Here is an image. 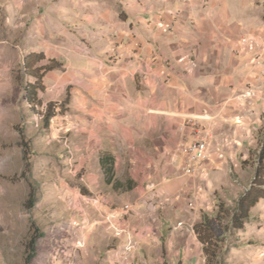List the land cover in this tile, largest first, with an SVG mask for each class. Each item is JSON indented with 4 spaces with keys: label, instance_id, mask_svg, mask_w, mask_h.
Returning a JSON list of instances; mask_svg holds the SVG:
<instances>
[{
    "label": "rangeland",
    "instance_id": "1",
    "mask_svg": "<svg viewBox=\"0 0 264 264\" xmlns=\"http://www.w3.org/2000/svg\"><path fill=\"white\" fill-rule=\"evenodd\" d=\"M6 2L14 5L16 1L0 0V38L11 49L9 59L12 61L13 56V64L8 71L15 82L10 81L13 89L4 101L11 120L0 133V264H264V209L254 208L243 230H235L231 218L222 215L223 228L214 237L217 247L210 263L205 246L194 231L202 220V212L217 215V197L235 209L237 200L252 187L255 164L264 145V80H259V90L255 88L259 82L243 83L236 98L224 102L212 98L211 104L205 105L206 117H201L200 123H213L215 148L221 142L217 141L214 128L218 116H222L217 111L226 102L223 116H247L251 137L242 141L234 156H229L232 164L219 156L217 164L208 162L213 168L209 175L216 180L212 189L215 191L210 193L215 200L211 204L196 203L192 192H199L204 186L200 174L181 187L175 181L182 174L181 164L175 160V148L186 133L181 130L178 139H172V129H165L170 122L160 114L154 123L158 128L151 129L145 121L150 112L143 109L138 99L141 95L142 101L146 100L141 78L134 82L139 92L129 82L125 84L132 89L126 97L131 102L115 99L109 93L103 97L87 92L86 85L94 80L95 72L87 73L89 68L80 62L91 54L92 38L79 46L86 44L90 49L76 51L63 31L49 27L48 11L55 0H19L27 14L19 25L7 18L3 9ZM77 2L76 5L80 1ZM169 3L176 4L177 0H87L85 9L113 12L116 19L118 10L120 21L126 22L130 8L159 5L161 9L164 5L161 10H166ZM231 4L234 12L249 11V19L255 22L252 28L241 31L237 41L245 37L250 46H257L255 51L262 50L264 0H231ZM204 9L207 10L205 4ZM96 28L94 25L90 31ZM72 33L83 38L78 30ZM69 46L70 51L65 49ZM40 48L45 50L36 52ZM33 53L43 55L44 61L34 58L30 62L32 68L45 66L52 59L61 65L50 73H40L44 91H38L35 110L27 103L20 84L21 80L36 82L24 69L25 59ZM250 90L257 96L247 97ZM86 98L91 108L110 111L103 110V119L95 118L92 111L84 109ZM50 103L55 106L52 111L47 109ZM244 103L246 108L239 109ZM53 113L55 116L49 118ZM188 119L183 129L188 130ZM125 129L129 134H125ZM164 137L168 145L163 153H157L156 148L164 150ZM108 155L113 157L112 180L123 182L122 188L107 182L111 176L106 175L100 159ZM207 165L203 167L206 172ZM128 181L134 185L132 190H128ZM230 182L235 186L229 187ZM35 229H40L42 237L35 246V258H31L29 243Z\"/></svg>",
    "mask_w": 264,
    "mask_h": 264
},
{
    "label": "crops",
    "instance_id": "2",
    "mask_svg": "<svg viewBox=\"0 0 264 264\" xmlns=\"http://www.w3.org/2000/svg\"><path fill=\"white\" fill-rule=\"evenodd\" d=\"M15 1L14 5L6 2L5 5L3 4V9L9 21L11 22L13 18L17 22L16 24L14 21L15 25H19L26 20L24 16L27 14H24V4L19 3V0ZM78 1L80 2L76 5L77 0L59 2L55 0L48 11L49 27L53 31L55 29L63 31L71 39V43L75 44L76 51H82L86 47L90 49L86 44L83 47L79 46H82L87 38H92L91 54L81 58L80 62L89 68L87 73L95 72L94 80H89V84L86 85L87 92H95L103 97L109 93L115 99L121 97L119 100L131 102V98L126 97L131 95L132 89L129 90V85L125 84L129 82L131 88L134 87L138 91L134 82L140 77L141 84L145 87L143 94L146 100L142 101L141 95L138 99L144 106L143 109L150 112L145 121L154 130L159 126L154 124L157 122L156 116L166 115L165 119L170 125L165 129L166 132L172 129L174 140L178 139L179 131L184 130L183 133H187V128L183 129L184 122H187L186 118L199 119L204 115L205 105L211 104L210 99L227 100L237 96L238 88L242 87L243 83L251 81L257 83L259 80H264V60L255 62L252 59L255 55L254 51L238 53L241 44L239 40L237 41L239 34L245 29L252 28L255 22L249 19V11L234 12L231 0H222V3L219 0H203L202 4L201 0H177L176 4H167L166 10H161L164 5L161 9L159 5L150 6L149 9L146 6L140 9L130 8L126 11L128 14L126 22L120 21L121 12L118 10L116 19L113 17V12L107 13L103 9L89 11L88 8L85 9L87 0ZM123 1L129 2V0ZM204 4L207 10L204 9ZM94 25H97V28L90 31ZM34 28L33 24L32 29ZM72 30H78L83 38L76 37V33H72ZM70 47L65 49L70 51ZM40 49L41 51L36 52L45 50ZM10 52L8 43L0 38V133L5 127L7 128V123L11 120L7 104L4 102L9 96L10 88L13 89L10 81L15 82L13 75L8 71L9 65L13 64V56L12 61L9 59ZM45 52L49 56L47 51ZM58 54L60 53H56ZM256 87H260V82ZM260 92L263 93L261 89ZM254 96L257 94L255 93ZM262 96L263 94L258 98L261 99ZM238 97L241 98L242 95ZM226 103L219 105L217 114L222 116H218L214 125L217 130V141L222 142L213 152L212 158L215 164L220 161L216 162L217 156L228 158L231 163L229 156H234L235 150L240 149L242 141H249L251 137V124L246 119L247 116L238 115L234 118L223 116L227 112ZM90 105L86 98L83 105L85 111H92L97 119H103L101 115L103 110L110 111L109 108L101 109L97 106L91 108ZM238 108L245 109L246 103L240 104ZM236 120L238 124L235 123ZM125 134H129L127 129ZM229 141H236L238 144ZM163 145L164 150L156 148L157 153L165 151L168 145L167 139ZM207 168L208 172L203 169L199 173L200 182L204 185L201 187L202 191L198 192V189H195L192 192L195 193L196 203L208 201L211 204V201L215 200L210 196V193H214L215 190L212 189L216 184V180L211 179L209 175L213 170L212 166L210 168V163ZM189 179L194 178L180 175L175 181L181 187ZM228 186L232 188L235 185L230 182ZM262 209H264V200L255 207V211Z\"/></svg>",
    "mask_w": 264,
    "mask_h": 264
},
{
    "label": "trees",
    "instance_id": "3",
    "mask_svg": "<svg viewBox=\"0 0 264 264\" xmlns=\"http://www.w3.org/2000/svg\"><path fill=\"white\" fill-rule=\"evenodd\" d=\"M43 55H36L31 54L25 59L24 63V69L26 71V74L28 77H34L36 79L35 83H27V82H21V88L25 93V98L27 100V103L32 107L33 110H35V106L38 105L37 102V94L38 91L43 92L44 87L42 85L43 81V75L46 73H50L58 68L61 67V65L55 60H49L48 64L45 66H39L37 68H32L31 63L34 58H38V61L42 62L44 61ZM41 72H44L43 75H40ZM54 110L55 106L53 103H50L48 105L47 109ZM50 111V112H51ZM55 114L49 115V118H53ZM27 160V157L25 158ZM100 163L102 168L104 169L106 175L113 174L114 171V164H113V157L111 156H103L100 159ZM27 164V168H28ZM247 163L244 162L243 166H246ZM256 172L253 179L252 187L247 190V192H244V194L237 200L236 202V208L229 206L226 201H224L221 198L217 197V215L213 216L210 215L207 212H202V220L201 222L197 223L194 227V231L196 235L199 238V241L205 246V252L208 254L209 258L208 261L210 263V259L214 258L216 253V247L217 243L214 241V237L219 236L220 230H222V223H223V217L231 218V226L235 230H243L245 227V223L247 220H249L252 216V210L261 202L264 200V145L259 153L258 160L255 164ZM111 177L107 178V182L109 184H113L117 188H122L124 183L121 181H114ZM128 190H132L134 188V185L130 181L127 182ZM34 207H30V209H33ZM38 231V235L37 232ZM42 237L40 234V229H35V233L33 234L31 240H30V249L32 251L31 258H35L36 254V244L38 240ZM211 254V257H210ZM166 255V251H165Z\"/></svg>",
    "mask_w": 264,
    "mask_h": 264
},
{
    "label": "built area",
    "instance_id": "4",
    "mask_svg": "<svg viewBox=\"0 0 264 264\" xmlns=\"http://www.w3.org/2000/svg\"><path fill=\"white\" fill-rule=\"evenodd\" d=\"M252 38V37H251ZM250 38V39H251ZM240 51L243 54L247 51H254L255 55L253 60L259 62L262 58L263 53L255 51L256 45L250 46V42L247 38L240 40ZM243 43V44H242ZM263 50V47L261 48ZM264 58L262 59V61ZM255 92L252 90L248 91L246 96L253 97ZM205 119L206 115H202L197 119V117H190L188 119V131L186 136L180 140L177 153L175 155V160L179 162L182 176L188 178H196L204 165L208 162L215 164V160L212 158L214 147V136L212 135L213 125H205L200 123V118ZM218 152V151H217Z\"/></svg>",
    "mask_w": 264,
    "mask_h": 264
}]
</instances>
